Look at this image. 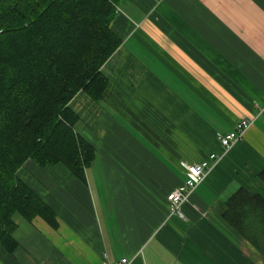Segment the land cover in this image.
<instances>
[{
	"label": "crops",
	"instance_id": "obj_1",
	"mask_svg": "<svg viewBox=\"0 0 264 264\" xmlns=\"http://www.w3.org/2000/svg\"><path fill=\"white\" fill-rule=\"evenodd\" d=\"M110 29L120 44L101 67L102 99L79 91L68 105L94 149L85 182L27 160L17 177L58 226L13 214L16 248L0 245V264H264L219 214L240 188L264 196V0H119ZM246 117L223 153L216 133ZM211 153L222 157L185 218L169 217L180 164Z\"/></svg>",
	"mask_w": 264,
	"mask_h": 264
},
{
	"label": "trees",
	"instance_id": "obj_2",
	"mask_svg": "<svg viewBox=\"0 0 264 264\" xmlns=\"http://www.w3.org/2000/svg\"><path fill=\"white\" fill-rule=\"evenodd\" d=\"M119 0H0V245L16 248L13 214L42 218L53 210L18 177L31 160L63 165L81 182L94 149L75 132L68 105L79 91L102 99L101 67L120 40L110 29ZM264 182V171L258 174ZM220 217L264 263V196L238 189Z\"/></svg>",
	"mask_w": 264,
	"mask_h": 264
},
{
	"label": "built area",
	"instance_id": "obj_3",
	"mask_svg": "<svg viewBox=\"0 0 264 264\" xmlns=\"http://www.w3.org/2000/svg\"><path fill=\"white\" fill-rule=\"evenodd\" d=\"M262 107L264 108V101ZM259 114L260 113H258L255 118H257ZM255 118H243L237 122L232 131L227 133H216L215 139L221 147L223 153H226L235 143L244 138L246 132L252 127ZM221 157L222 156L220 155L211 153L208 156V160L199 163L180 164L184 174L183 182L179 187L166 196L167 212L169 217H177L179 219L185 218L182 212V206L187 202L194 189L206 179ZM129 263V259L122 258L117 263L113 264Z\"/></svg>",
	"mask_w": 264,
	"mask_h": 264
}]
</instances>
